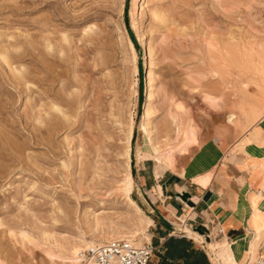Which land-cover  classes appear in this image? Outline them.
<instances>
[{
  "label": "rangeland",
  "instance_id": "obj_1",
  "mask_svg": "<svg viewBox=\"0 0 264 264\" xmlns=\"http://www.w3.org/2000/svg\"><path fill=\"white\" fill-rule=\"evenodd\" d=\"M263 116L264 0H0V264L183 233L151 174L197 170Z\"/></svg>",
  "mask_w": 264,
  "mask_h": 264
},
{
  "label": "crops",
  "instance_id": "obj_2",
  "mask_svg": "<svg viewBox=\"0 0 264 264\" xmlns=\"http://www.w3.org/2000/svg\"><path fill=\"white\" fill-rule=\"evenodd\" d=\"M254 128L258 137L243 144L238 137L203 145L206 158L199 157L200 148L194 159L203 163L195 171L151 174L150 203L158 218L173 217L183 225V233L167 235L191 239L215 264L220 253H229L239 264L264 259V116L242 138Z\"/></svg>",
  "mask_w": 264,
  "mask_h": 264
},
{
  "label": "built area",
  "instance_id": "obj_3",
  "mask_svg": "<svg viewBox=\"0 0 264 264\" xmlns=\"http://www.w3.org/2000/svg\"><path fill=\"white\" fill-rule=\"evenodd\" d=\"M151 250L149 242L138 245L128 240L94 243L76 253L75 264H147ZM254 264H264V259L257 258Z\"/></svg>",
  "mask_w": 264,
  "mask_h": 264
},
{
  "label": "trees",
  "instance_id": "obj_4",
  "mask_svg": "<svg viewBox=\"0 0 264 264\" xmlns=\"http://www.w3.org/2000/svg\"><path fill=\"white\" fill-rule=\"evenodd\" d=\"M162 241L152 239V250L155 261L151 264H210L205 251L183 235H167V231H157ZM151 256V255H150ZM150 257L148 260L149 264Z\"/></svg>",
  "mask_w": 264,
  "mask_h": 264
},
{
  "label": "bare ground",
  "instance_id": "obj_5",
  "mask_svg": "<svg viewBox=\"0 0 264 264\" xmlns=\"http://www.w3.org/2000/svg\"><path fill=\"white\" fill-rule=\"evenodd\" d=\"M143 8V7H142ZM148 114V112L146 111L145 112V114H144V116H146ZM228 120H230V118H228ZM187 132H188V136H189V138H188V141L189 140H193L194 141V139L192 138V132L191 131H189V129L188 128H183V129H181V128H179V127H177L176 128V135H177V137L179 136V135H182V134H184V135H186L187 134ZM187 136V135H186ZM167 144V149H166V151H165V153H164V156H165V159L166 160H168L169 162H173L174 161V153H173V151H172V149H173V147L170 145V143L169 142H167L166 143ZM154 150L155 151H158V147H155L154 148ZM183 150H185V147L183 146V147H181L180 148V151H183ZM158 153V152H157ZM159 156H160V152H159ZM131 176V175H130ZM124 180H125V178H124ZM123 182H125V181H123ZM128 184L129 185H131V180L129 179L128 180ZM124 191H125V195H126V197L129 199V201L132 203V204H134V201L129 197V192H130V189L129 188H125L124 189ZM125 197V198H126ZM143 227V226H142ZM141 229H143V228H141ZM129 236V235H128ZM127 235H113V236H111L110 235V239H100V240H97L98 242H109V241H114V240H128V241H130V242H132V243H134V244H137L136 242H138V241H136V242H134V239H130L129 237H128ZM108 238V237H107ZM141 241V240H140ZM98 242H92V241H90V240H86V241H83V244H85V245H91V244H94V243H98ZM138 245V244H137ZM213 250V249H212ZM227 251V250H226ZM225 251V252H226ZM74 255H76V253H74ZM220 260L218 259V261H219V264H239L235 259H233L232 258V256L228 253V254H225V256L224 255H222L221 253H220ZM68 262H71L72 264H75V256L72 258V259H69L68 260Z\"/></svg>",
  "mask_w": 264,
  "mask_h": 264
}]
</instances>
